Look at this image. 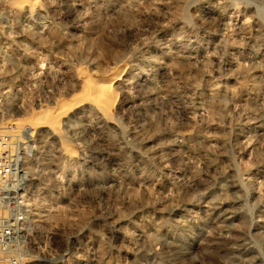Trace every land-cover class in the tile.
<instances>
[{"label":"rangeland","instance_id":"obj_1","mask_svg":"<svg viewBox=\"0 0 264 264\" xmlns=\"http://www.w3.org/2000/svg\"><path fill=\"white\" fill-rule=\"evenodd\" d=\"M12 1L0 127L26 133L25 264H264V0Z\"/></svg>","mask_w":264,"mask_h":264},{"label":"built area","instance_id":"obj_2","mask_svg":"<svg viewBox=\"0 0 264 264\" xmlns=\"http://www.w3.org/2000/svg\"><path fill=\"white\" fill-rule=\"evenodd\" d=\"M0 127V264H25L23 249L29 208L23 167L26 133Z\"/></svg>","mask_w":264,"mask_h":264},{"label":"bare ground","instance_id":"obj_3","mask_svg":"<svg viewBox=\"0 0 264 264\" xmlns=\"http://www.w3.org/2000/svg\"><path fill=\"white\" fill-rule=\"evenodd\" d=\"M22 2H24V0H13L12 1V4H16V5H18V4H20V3H22ZM33 2H35V1H33ZM206 16V15H205ZM122 71V70H121ZM119 72V71H118ZM123 72V71H122ZM121 73V72H120ZM119 75V74H118ZM115 76V75H114ZM118 77V76H117ZM90 79H92V78H90ZM83 80V79H82ZM89 80V79H88ZM92 81V80H91ZM87 83H88V81H87ZM87 85V84H86ZM89 86V87H88ZM88 86H86V87H88L87 89L85 88V92L87 91V93H85L86 95H87V97L88 98H96L97 99V101H93L92 99H91V101H93L94 102V106L96 107V109L100 112V116H101V118H102V120L103 121H108V120H110V118H109V109H110V107L108 106V105H105V102H107L108 100H111L112 102H114L115 101V99L113 100V92H112V89H111V83H107V84H103V85H101V84H97V82H96V85L94 86V85H92L91 84V86L88 84ZM114 91V90H113ZM83 93V94H84ZM116 97V96H115ZM83 98L85 99L86 97H85V95L83 96ZM88 98H86V102H87V100L89 101V99ZM107 100V101H106ZM75 101V100H74ZM77 102V101H76ZM82 102V101H81ZM67 103V102H66ZM70 103V102H69ZM78 103V102H77ZM85 103V102H84ZM88 103V102H87ZM91 103V102H90ZM75 104V103H74ZM115 104V103H114ZM78 105V104H77ZM74 107V106H73ZM70 108V107H69ZM111 109H113V108H111ZM68 112V110H67V108L65 107V105H58L57 107H56V114H54V115H50V116H48V121L49 122H52L54 119L56 120H58V119H60L64 114H66ZM67 115V114H66ZM42 116V115H41ZM47 117V116H46ZM44 118V117H43ZM43 120H46V119H43ZM37 124V123H36ZM42 124V123H41ZM26 132V131H25Z\"/></svg>","mask_w":264,"mask_h":264}]
</instances>
